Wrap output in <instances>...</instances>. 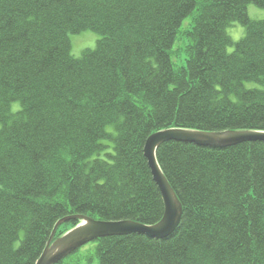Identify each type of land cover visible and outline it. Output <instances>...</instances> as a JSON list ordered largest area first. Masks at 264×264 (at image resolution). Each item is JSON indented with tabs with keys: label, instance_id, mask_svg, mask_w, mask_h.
I'll use <instances>...</instances> for the list:
<instances>
[{
	"label": "trees",
	"instance_id": "obj_1",
	"mask_svg": "<svg viewBox=\"0 0 264 264\" xmlns=\"http://www.w3.org/2000/svg\"><path fill=\"white\" fill-rule=\"evenodd\" d=\"M249 5L264 0H0V264H35L67 216L157 223L155 132L264 131V20ZM156 160L182 206L172 235L102 238L57 264H264L263 143L168 142Z\"/></svg>",
	"mask_w": 264,
	"mask_h": 264
},
{
	"label": "water",
	"instance_id": "obj_2",
	"mask_svg": "<svg viewBox=\"0 0 264 264\" xmlns=\"http://www.w3.org/2000/svg\"><path fill=\"white\" fill-rule=\"evenodd\" d=\"M168 142L189 144L199 148L226 149L244 143L264 144V131L202 132L169 128L155 132L144 143L143 157L161 196L162 218L155 224L143 225L126 220L101 221L83 215L64 217L55 223L35 264H57L85 245L102 238L137 234L151 240H163L172 235L180 223L182 206L156 160L158 148ZM73 220L78 223L53 240L57 228Z\"/></svg>",
	"mask_w": 264,
	"mask_h": 264
},
{
	"label": "rangeland",
	"instance_id": "obj_3",
	"mask_svg": "<svg viewBox=\"0 0 264 264\" xmlns=\"http://www.w3.org/2000/svg\"><path fill=\"white\" fill-rule=\"evenodd\" d=\"M247 14L248 17L250 19L253 20H264V9H258L257 7L253 6V5H249L247 7ZM243 32L244 30L239 26L236 25L231 32L228 31V35L231 37L233 42H237L241 36H243ZM96 35H94L93 33H83L80 35H75V36H71V41H72V49H71V53L73 56H79V53L83 51V49L85 48H92L94 46L96 39ZM179 42V43H178ZM178 45L175 47V49H180V51H182L183 47H184V43L182 42V39H178L177 41ZM232 49L228 48V52H230ZM184 57V53H180L177 57L173 56V62L176 65H181L183 62H181L183 60ZM18 107V104H14L13 106V110H16ZM78 223V221H76V224ZM92 244L89 243L87 245H85L84 247L80 248V252L85 251L87 248H89ZM92 264H97V261L95 260Z\"/></svg>",
	"mask_w": 264,
	"mask_h": 264
}]
</instances>
